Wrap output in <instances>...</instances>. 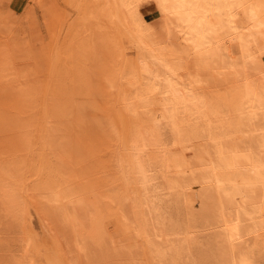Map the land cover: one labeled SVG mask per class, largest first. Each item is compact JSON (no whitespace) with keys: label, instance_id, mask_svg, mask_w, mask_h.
Here are the masks:
<instances>
[{"label":"bare ground","instance_id":"1","mask_svg":"<svg viewBox=\"0 0 264 264\" xmlns=\"http://www.w3.org/2000/svg\"><path fill=\"white\" fill-rule=\"evenodd\" d=\"M62 1L44 73L17 36L0 41V230L16 235L0 264H231L246 242L251 254L264 0ZM73 118L84 154L61 133Z\"/></svg>","mask_w":264,"mask_h":264},{"label":"rangeland","instance_id":"2","mask_svg":"<svg viewBox=\"0 0 264 264\" xmlns=\"http://www.w3.org/2000/svg\"><path fill=\"white\" fill-rule=\"evenodd\" d=\"M34 1V2H33ZM0 0V13L2 14V12H3V14H2V16H1V14H0V17L2 18L3 17V15H4V17L0 20V22H2V24H0L1 25V28H3V26L5 25V24H7V25H5V26H7V27H5L4 26V29L2 30L4 33H6L5 35V37L4 36H2V34H4V33H2V31H1V33H0V37H2L3 39H1L0 41H2V40H9V37H8V35L9 36H13V37H15V36H17L18 37V39L16 38L15 40L18 42V40L20 41V42H18L19 44H20V48L22 49V54H21V56H23V59H25V55L27 56V54H28V56L30 55V57L31 56H35L34 58H35V60H39L38 62L40 63V64H37L36 63V65H33L34 64V62H35V60L33 61L32 59H34L33 57H29V59H28V57H26L27 58V60L26 61H29V62H26L25 60V62L26 63H28V65L29 64H31V63H33V64H31L32 65V67H31V65H30V67L31 68H33L34 66L36 67H34L33 69L34 70H36L37 71V68H38V72H40V74L41 73H44L43 71L46 69V67L44 68V66H45V64L47 65L48 63H49V61L47 60L48 58H49V56H50V60H51V55H50V50L48 51V48L46 49V45H50L48 42H50V41H47L48 40V38H50V34H49V30L48 29H46V28H51V26H53V27H58L59 26V22H58V20L60 19V18H58L57 16H55V14L53 15V16H55V17H53L52 16V11H54V8L55 7H57V6H61L62 7V5H65L64 4V1H62V0ZM39 1V2H38ZM30 4V5H29ZM56 4V6L53 8V6ZM46 6H47V8H46ZM48 6H49V12L50 13H48L47 11V9H48ZM29 7V8H28ZM60 7V8H61ZM65 7V6H64ZM60 8H58V9H60ZM29 9V10H28ZM57 9V8H56ZM63 9V8H62ZM61 10V9H60ZM60 10H57L58 12L60 11ZM27 11V12H26ZM31 11V12H30ZM63 11H65V10H63ZM45 12V13H44ZM31 13V14H30ZM32 13H34L33 15H32ZM48 13V14H47ZM57 13V12H56ZM59 13H61V12H59ZM27 14V15H26ZM29 14V15H28ZM45 14H46V16H45ZM49 14H51L50 16H52L53 18H51V19H53L52 21H51V19H49L50 17H49ZM62 14V13H61ZM47 15H48V17H47ZM56 15H58V14H56ZM31 18H29V17ZM33 16V17H32ZM26 17V18H25ZM9 18V19H8ZM47 18V19H46ZM58 19V20H56V19ZM49 20V24H47L48 21ZM53 21H54V23H55V21H57V23H55V24H57V25H52V23H53ZM13 22V23H12ZM34 22L36 23V24H34ZM52 22V23H51ZM12 23V24H11ZM14 23H16V24H14ZM53 23V24H54ZM11 25H14L13 27L11 26ZM49 25V26H48ZM51 25V26H50ZM9 26H11L12 27V30H11V28L9 27ZM38 26V27H37ZM36 27V28H35ZM5 28H8L11 32H9L7 29H5ZM15 28V29H14ZM40 28V29H39ZM5 30V31H4ZM7 30V31H6ZM36 31V32H35ZM17 32H19L20 33V35H19V33H17ZM7 33H9L8 35H7ZM30 35H29V34ZM39 33H40V35H39ZM35 34V35H34ZM25 35V36H24ZM33 35V36H32ZM47 35H48V38H47ZM32 36V37H31ZM41 36V37H40ZM19 37H21V38H19ZM45 40L47 41V42H45ZM12 41H13V38H12ZM41 41H43V42H41ZM2 42H5V41H2ZM46 44L44 47V49H43V47H42V45H44V44ZM48 43V44H47ZM38 46H41V47H39L38 48ZM26 49H28L29 51H27ZM36 50H37V52L38 53H40V54H38V53H36ZM27 51V53H25ZM33 51V52H32ZM35 51V52H34ZM40 51V52H39ZM44 51V52H43ZM47 52V54H46V52ZM42 53H43V56H42ZM39 55V56H38ZM39 58H37V57ZM46 56H48V57H46ZM41 57H43V58H41ZM37 58V59H36ZM44 58H46V60L44 59ZM44 62H43V61ZM30 61H32L31 63H30ZM48 61V63H45V62H47ZM42 63V64H41ZM41 65V66H40ZM40 68V69H39ZM43 68V69H42ZM92 90V89H91ZM93 92V91H92ZM0 109H1V107H0ZM4 108H2V110H3ZM21 111L23 112V110L21 109ZM21 111L19 110L18 111V115L21 113ZM31 112V111H30ZM80 121V122H77V121ZM74 121H76V123L74 122ZM81 119L79 118H73V120H72V123L70 122V124H71V126L72 127H68V129L67 128H62V130H61V133L64 131L65 132V135L68 137V138H70L71 139V148H70V150H72V149H74V148H76L77 150L75 151V152H78V149H79V146H80V149H87V147H84V146H86V144L89 146L90 144H88V143H90L91 141H90V139H88V138H91V136H90V134H89V136H87L88 135V132H87V130H85V131H81L80 133H78V130H75L76 131V134H75V131H74V129H75V127L77 126L78 128H79V126L80 125H78V124H81ZM75 124H77V125H75ZM75 125V126H74ZM82 125V124H81ZM65 126V125H64ZM70 126V125H69ZM82 127V126H81ZM73 129V132H72V130L71 129ZM77 129V128H76ZM80 129V128H79ZM81 129H83V128H81ZM69 130V131H68ZM70 130H71V133H70ZM84 132H85V134H84ZM3 132H1L0 131V134H2ZM67 133V134H66ZM82 133V134H81ZM4 134V133H3ZM0 135V136H3V137H0V145H1V143L3 144V145H5L6 144V142H4V138L6 139L7 137L5 136V134L4 135ZM9 134V133H8ZM77 135V136H73V135ZM82 135V136H81ZM70 136V137H69ZM81 136V137H80ZM83 136H87V137H83ZM82 137H83V139H82ZM78 138H79V140H78ZM85 138H86V141H85ZM3 140V141H2ZM73 140H74V142H73ZM81 140H83V141H81ZM92 140V139H91ZM78 141L80 142V143H78ZM85 141V142H84ZM4 142V143H3ZM79 144V145H78ZM75 145L77 146L78 145V148L77 147H75ZM93 145H91V147H88V149L90 150V151H92V153L93 154H91V156H90V162H88V164L90 163V166L92 165V163H94L95 162V160H96V163H98L100 160H99V158H100V156H98L99 155V153H98V150L96 149V147H97V145H94L93 147H92ZM3 147H5V146H3ZM2 147V145L0 146V149L1 148H3ZM82 147V148H81ZM84 147V148H83ZM80 149H79V152L81 153V154H84L83 152H81L80 151ZM94 151H93V150ZM75 150V149H74ZM74 150H72V151H74ZM108 153V154H107ZM104 155V154H103ZM102 155V156H103ZM105 155L106 156H104L105 158L106 157H110V155H111V153L109 154V152H105ZM102 156H101V159H102ZM98 158V159H97ZM98 161V162H97ZM89 178V175H86V176H84V177H82V179H84V180H89L88 178ZM35 220H37L36 218H35ZM2 225H3V223H2ZM1 225V226H2ZM39 225V223H38V221H35V227H36V233H38L37 235L39 236V237H41L40 235H42V233H41V231H42V229H41V226H38ZM40 227V228H39ZM39 229H41L40 230V232H39ZM4 233V232H3ZM3 233L1 232V230H0V237H1V241L2 240H4L5 238H6V236H7V238H8V240L9 241H7V240H5V241H2V242H10V240L13 238V237H15L16 235L15 234H9V235H7L8 233H4V234H6V235H3ZM12 235V236H11ZM15 235V236H14ZM2 237H4V238H2ZM6 238V239H7ZM10 238V239H9ZM14 239V238H13ZM249 243L248 242H246V243H243L240 247H238L237 248V250H235V251H233V253H232V257H230V259H231V264H264V237L262 238V239H260V242H259V245L257 246V248L255 249H253L252 248V253L250 254L249 252H248V249H249V245H248ZM1 254H3V252L1 253Z\"/></svg>","mask_w":264,"mask_h":264}]
</instances>
